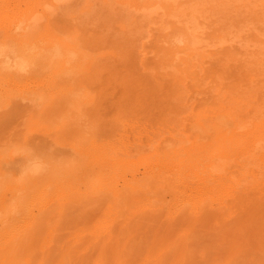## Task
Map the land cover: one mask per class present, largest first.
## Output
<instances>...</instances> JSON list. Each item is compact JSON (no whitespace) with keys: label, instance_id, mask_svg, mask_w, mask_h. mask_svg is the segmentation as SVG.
I'll list each match as a JSON object with an SVG mask.
<instances>
[{"label":"rangeland","instance_id":"obj_1","mask_svg":"<svg viewBox=\"0 0 264 264\" xmlns=\"http://www.w3.org/2000/svg\"><path fill=\"white\" fill-rule=\"evenodd\" d=\"M130 1L0 0V264H264V0Z\"/></svg>","mask_w":264,"mask_h":264},{"label":"bare ground","instance_id":"obj_2","mask_svg":"<svg viewBox=\"0 0 264 264\" xmlns=\"http://www.w3.org/2000/svg\"><path fill=\"white\" fill-rule=\"evenodd\" d=\"M54 1L57 2L58 0H49V4H50L51 6H55ZM218 1H220V0H218ZM218 1H217V2H218ZM229 1H230V0H229ZM221 2H222V1H221ZM224 2H225V1H224ZM123 3H126V2L123 1ZM138 3H139V1H137V0H131V1H130V6H134V7H136V8H137V7L140 8L143 4L139 6ZM155 3H156V4L159 3L161 6H163V7L166 9L167 12H171V3H169V1H168V3L165 2V1H163V0H161L160 2H158V1H153V2H151V4H155ZM218 3H219V2H218ZM230 3H231V2H230ZM230 3H228V4L230 5ZM57 4H58V3H57ZM223 4H224V3H223ZM220 5H221V4L216 5V7H217V6H220ZM229 5L227 6V3H226L225 6L229 7ZM144 6H147V2L144 3ZM221 6H222V5H221ZM221 6H220V7H221ZM220 7H218V8H220ZM218 8H216V9H218ZM222 8H223V6H222ZM229 9H230V8H229ZM224 12H225V11H224ZM226 13H228L227 10H226ZM27 25H28V24H27ZM26 27H27V26H26ZM185 44H186V43H185V41H184V46H185V48H187ZM187 46H188V45H187ZM253 125H254V124H253ZM255 125H257V124H255ZM218 136H219V135H218ZM218 136H217V137H218ZM215 137H216V136H215Z\"/></svg>","mask_w":264,"mask_h":264}]
</instances>
